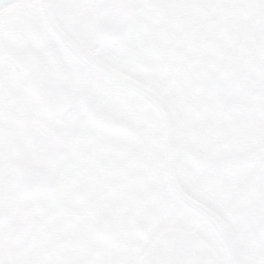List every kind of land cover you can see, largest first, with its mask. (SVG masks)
<instances>
[{
    "label": "flooded vegetation",
    "instance_id": "1",
    "mask_svg": "<svg viewBox=\"0 0 264 264\" xmlns=\"http://www.w3.org/2000/svg\"><path fill=\"white\" fill-rule=\"evenodd\" d=\"M219 14L220 0H22L0 13V193H13L0 264H137L164 229L194 234L227 264L208 222L169 193L163 124L136 85L171 109L182 191L220 218L242 264H264V183L217 187L224 173H264V84L217 93L183 59L143 46L157 22L196 30ZM62 90L70 107L46 116L45 93ZM21 161L54 185L22 195Z\"/></svg>",
    "mask_w": 264,
    "mask_h": 264
},
{
    "label": "water",
    "instance_id": "2",
    "mask_svg": "<svg viewBox=\"0 0 264 264\" xmlns=\"http://www.w3.org/2000/svg\"><path fill=\"white\" fill-rule=\"evenodd\" d=\"M143 46L147 51L183 59L193 76L217 93L232 89L242 81L264 84V0H220V14L217 20L196 30H178L157 22L152 32L144 39ZM131 89L154 108L163 124V175L169 193L208 222L222 245L227 264H242L229 232L220 218H216L207 207L187 196L176 181L174 159L185 153L176 146L171 109L158 94L141 85ZM32 94L40 100L39 92ZM45 97L46 116L61 117L70 107V98L65 90L46 92ZM92 112L95 114L93 116L98 118L97 123L104 125L105 116L94 111H88L89 115H92ZM12 170L22 195L41 194L38 191L40 180L54 185L48 175L24 161L15 163ZM10 211L9 208L0 215V225L6 222ZM137 264L219 263L215 254L194 234L179 229H164L155 236Z\"/></svg>",
    "mask_w": 264,
    "mask_h": 264
},
{
    "label": "rangeland",
    "instance_id": "3",
    "mask_svg": "<svg viewBox=\"0 0 264 264\" xmlns=\"http://www.w3.org/2000/svg\"><path fill=\"white\" fill-rule=\"evenodd\" d=\"M18 3V2H17ZM16 3V5H17ZM10 4L12 5L13 3H9L8 0H0V10H2V8L4 7H7L9 6L10 7ZM15 5V4H13ZM12 5V6H13ZM8 7V8H9ZM247 84H250V83H245V85ZM234 93H236L234 91ZM223 100H228L229 97L228 96H223L222 97ZM58 132V126L56 125H47V129H46V135L48 134H51L52 138H56V134ZM48 138V136H47ZM47 142L49 143L50 141L47 139ZM50 144V143H49ZM46 148H49L48 146H46ZM53 148H55V146H53ZM223 154H226V155H229L231 154V151L229 150H226V151H223ZM229 174L228 173H224L222 174V179L224 180V184L221 183L219 184L217 187H218V193L219 194H227V193H232L233 195L235 194L234 192V189L232 187V185H230V180H233V182L237 183L239 181H245L247 183H256L257 181L260 182V183H264V173H252V174H248V175H245L244 177H242L240 174H232V176H228ZM253 194H249V196L251 197ZM12 196H13V193L9 190H2L1 193H0V211L6 207V205H9L11 204V200H12ZM231 204H234L233 201H230ZM221 264V263H219Z\"/></svg>",
    "mask_w": 264,
    "mask_h": 264
},
{
    "label": "bare ground",
    "instance_id": "4",
    "mask_svg": "<svg viewBox=\"0 0 264 264\" xmlns=\"http://www.w3.org/2000/svg\"><path fill=\"white\" fill-rule=\"evenodd\" d=\"M8 1H9V3L16 4L17 2H20V1H22V0H8ZM13 4H12V5H13ZM12 5L10 4V7H11ZM8 7H9V6H7V7H5V8L3 7L2 10H0V13L6 11V10L8 9ZM10 7H9V8H10Z\"/></svg>",
    "mask_w": 264,
    "mask_h": 264
}]
</instances>
